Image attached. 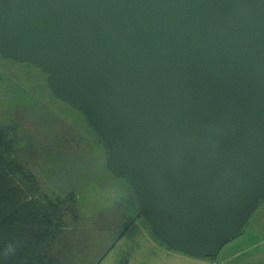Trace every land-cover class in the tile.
Segmentation results:
<instances>
[{"label": "water", "instance_id": "1", "mask_svg": "<svg viewBox=\"0 0 264 264\" xmlns=\"http://www.w3.org/2000/svg\"><path fill=\"white\" fill-rule=\"evenodd\" d=\"M0 57L80 112L170 251L215 260L264 206V0H0Z\"/></svg>", "mask_w": 264, "mask_h": 264}, {"label": "rangeland", "instance_id": "2", "mask_svg": "<svg viewBox=\"0 0 264 264\" xmlns=\"http://www.w3.org/2000/svg\"><path fill=\"white\" fill-rule=\"evenodd\" d=\"M44 75L39 68L0 58V105L10 104L6 112L0 111V118L16 123V153L39 173L40 195L63 193L55 199L76 198L75 209L83 221L87 220L83 224L88 225L90 246H96L85 264H176L171 254L183 256L178 264H264L263 206L215 260L187 257L160 245L138 217L122 179L104 171L103 147L96 143L80 112L50 96ZM81 126L80 131L77 127ZM53 202L59 206L63 201L53 198Z\"/></svg>", "mask_w": 264, "mask_h": 264}, {"label": "trees", "instance_id": "3", "mask_svg": "<svg viewBox=\"0 0 264 264\" xmlns=\"http://www.w3.org/2000/svg\"><path fill=\"white\" fill-rule=\"evenodd\" d=\"M7 105L10 104H1L0 111L6 112ZM77 128L82 130V126ZM18 142L16 123L0 118V253L8 243H17L15 255L0 254V264H85L96 246H90L88 225L83 224L87 220L83 221L75 209L76 198L55 199L63 193L42 197L39 173L19 159ZM53 198L63 202L58 206Z\"/></svg>", "mask_w": 264, "mask_h": 264}, {"label": "clouds", "instance_id": "4", "mask_svg": "<svg viewBox=\"0 0 264 264\" xmlns=\"http://www.w3.org/2000/svg\"><path fill=\"white\" fill-rule=\"evenodd\" d=\"M16 251H17V243L16 242H10L4 247L2 253H0V254H2L5 257H11V256L15 255Z\"/></svg>", "mask_w": 264, "mask_h": 264}, {"label": "crops", "instance_id": "5", "mask_svg": "<svg viewBox=\"0 0 264 264\" xmlns=\"http://www.w3.org/2000/svg\"><path fill=\"white\" fill-rule=\"evenodd\" d=\"M172 256L171 257H173V259H172V263H176V264H178V263H180V262H182V257L183 256H176V255H173V254H171ZM135 256V255H134ZM136 261H138L137 259H135ZM126 261V260H125ZM124 263V262H123ZM154 263V262H153ZM165 263V262H164ZM164 263H161V264H164ZM193 263H195V264H197V262H193ZM148 264V263H147ZM154 264H158V262L157 263H154Z\"/></svg>", "mask_w": 264, "mask_h": 264}, {"label": "flooded vegetation", "instance_id": "6", "mask_svg": "<svg viewBox=\"0 0 264 264\" xmlns=\"http://www.w3.org/2000/svg\"><path fill=\"white\" fill-rule=\"evenodd\" d=\"M229 244V243H228Z\"/></svg>", "mask_w": 264, "mask_h": 264}]
</instances>
